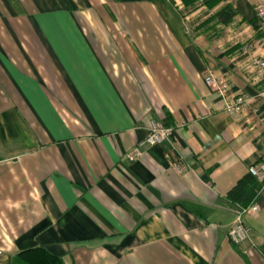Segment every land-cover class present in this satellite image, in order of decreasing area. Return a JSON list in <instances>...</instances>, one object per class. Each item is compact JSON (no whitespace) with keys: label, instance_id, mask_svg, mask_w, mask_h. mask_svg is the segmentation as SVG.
Here are the masks:
<instances>
[{"label":"crops","instance_id":"0c3cea01","mask_svg":"<svg viewBox=\"0 0 264 264\" xmlns=\"http://www.w3.org/2000/svg\"><path fill=\"white\" fill-rule=\"evenodd\" d=\"M255 2L0 0V264H264V187L252 240L228 236L227 192L264 160ZM153 120L172 137L130 160Z\"/></svg>","mask_w":264,"mask_h":264},{"label":"built area","instance_id":"2783aa9c","mask_svg":"<svg viewBox=\"0 0 264 264\" xmlns=\"http://www.w3.org/2000/svg\"><path fill=\"white\" fill-rule=\"evenodd\" d=\"M258 29L263 35L264 40V0H256L254 4ZM254 67L256 68L254 80L264 81V57H254ZM206 85L224 100L228 92V82L213 72H209L205 77ZM264 97V91L261 93ZM250 107V100L246 95H236L232 100H225V109L230 116L240 118ZM173 129L164 123L153 120L150 125L148 137L129 155L130 160H135L141 155V150L146 146H155L169 140L172 137ZM248 173L260 182H264V160L252 164ZM260 213V207L257 201L252 202L245 208H239V212L233 224L228 230L229 239L236 245L252 240V231L245 225L244 216L249 215L257 217Z\"/></svg>","mask_w":264,"mask_h":264},{"label":"trees","instance_id":"16d2710c","mask_svg":"<svg viewBox=\"0 0 264 264\" xmlns=\"http://www.w3.org/2000/svg\"><path fill=\"white\" fill-rule=\"evenodd\" d=\"M185 2H194L195 0H184ZM236 11L227 6L221 10L215 18L224 24H229L235 17ZM262 35V33H261ZM264 187V182H260L251 174L242 177L237 183L227 192V198L233 203L239 205L240 208L249 206ZM13 264H64L62 259L51 255L43 248H31L18 254Z\"/></svg>","mask_w":264,"mask_h":264}]
</instances>
